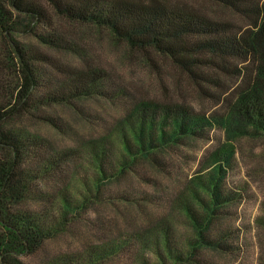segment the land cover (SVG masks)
I'll use <instances>...</instances> for the list:
<instances>
[{
  "label": "rangeland",
  "instance_id": "rangeland-1",
  "mask_svg": "<svg viewBox=\"0 0 264 264\" xmlns=\"http://www.w3.org/2000/svg\"><path fill=\"white\" fill-rule=\"evenodd\" d=\"M186 1L209 17L237 20L207 0ZM57 22L66 31L65 43L81 46L91 66L116 85L117 93L114 98L96 93L74 100L78 110L55 105L13 118L21 131L43 138L52 152H65L66 159H72L62 164L59 178L37 182L41 199L24 203L29 211L45 209L59 224L40 249L20 259L25 264L60 260L71 264H264V140L250 135L248 129L234 130L224 120L222 102L204 96L186 75L163 62L159 79L163 88L156 89L143 63L144 53L114 39L106 28ZM16 40L44 51L59 65H80L76 57L47 49L32 35H17ZM43 64L56 74L47 61ZM201 84L209 90L206 83ZM139 101L176 106L208 123L197 127L195 134H180L148 150L130 142L129 155L122 151L118 132L125 130L123 122ZM42 116L52 117L58 126ZM164 129L170 132L168 126ZM103 137L100 174L94 153ZM217 165L222 187L239 195L213 219L206 234L210 245L191 251L195 234L185 206L199 214L192 189L197 178L208 179ZM60 192L75 206L65 218L55 203Z\"/></svg>",
  "mask_w": 264,
  "mask_h": 264
},
{
  "label": "trees",
  "instance_id": "trees-1",
  "mask_svg": "<svg viewBox=\"0 0 264 264\" xmlns=\"http://www.w3.org/2000/svg\"><path fill=\"white\" fill-rule=\"evenodd\" d=\"M207 1L237 20L209 17L186 0H0V264H25L21 256L40 249L53 234L58 222L45 209L29 211L24 203L41 199L37 182L59 178L65 160L72 161L65 152H52L43 138L16 127L15 115L55 105L78 110L74 100L96 93L114 98L117 93L116 85L91 66L81 46L65 43L66 31L57 21L106 28L114 39L144 53L143 63L156 89L163 88L159 80L163 62L186 75L204 96L222 102L224 120L234 130L248 129L264 140V0ZM17 35H32L47 49L76 57L80 65H59L37 47L18 42ZM46 61L56 74L45 70ZM42 119L58 126L52 117ZM204 123H208L204 117L190 116L176 106L139 101L123 122L125 132L119 129L118 141L122 151L131 155L130 142L148 150L180 134H195ZM105 140L95 146L100 174ZM225 157L229 161L230 155ZM221 175L217 165L208 179L197 178L191 198L199 214L185 206L195 234L191 251L210 245L206 234L213 219L239 195L222 187ZM59 200L55 203L62 218L70 209L75 211L63 192Z\"/></svg>",
  "mask_w": 264,
  "mask_h": 264
}]
</instances>
